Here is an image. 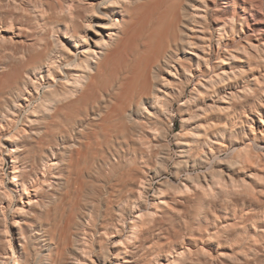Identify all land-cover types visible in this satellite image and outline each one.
<instances>
[{"label": "bare ground", "instance_id": "bare-ground-1", "mask_svg": "<svg viewBox=\"0 0 264 264\" xmlns=\"http://www.w3.org/2000/svg\"><path fill=\"white\" fill-rule=\"evenodd\" d=\"M163 1L0 0V264H214L208 245L240 235L216 208L263 203L255 196L264 190L256 121L264 125V73L245 67L258 64L262 46L242 44L213 68L206 0L186 12L180 4L172 19L159 11ZM164 61L166 74L157 70ZM245 100L254 117L246 111L238 128L231 116ZM175 110L183 119L173 158ZM97 132L106 152L97 145L87 159L83 140ZM157 140L164 151L149 167ZM115 175L124 183L118 199L107 194ZM177 209L185 211L167 246ZM252 228L240 238L260 253L264 226Z\"/></svg>", "mask_w": 264, "mask_h": 264}, {"label": "rangeland", "instance_id": "rangeland-1", "mask_svg": "<svg viewBox=\"0 0 264 264\" xmlns=\"http://www.w3.org/2000/svg\"><path fill=\"white\" fill-rule=\"evenodd\" d=\"M145 2H150V0H144ZM207 2V8L205 7V12H207V24H204L206 26L205 30H207V34H208V48H207V53L210 56V62L211 65L213 66V68H216L217 65L220 63V61L222 60V58L224 56H226L228 51H237L238 48L242 45V44H248L249 42H255V43H259L262 46V56L261 58H259V62L258 64H254L251 65L249 59H247V63L245 64V67L247 69L248 74H252V71L250 70V68H255V71L257 74L259 73H264V0H206ZM193 3H198L197 0H165L163 1V7H160L159 11H166L168 18L172 19V17L174 16V13L176 11V8L178 6L183 5L184 10L186 12V10L188 11ZM235 18V20H234ZM239 19V21H237ZM240 20H242L240 22ZM185 23H188V20H184ZM232 21H235V28L232 31V29L230 28ZM184 23V24H185ZM221 24V25H220ZM197 28H199V30H201L203 27V25L201 24H197ZM228 28V32H224L223 30H221V28L226 27ZM231 32V33H230ZM228 33V34H226ZM230 34V35H229ZM168 68V64H165V61L162 62L158 67L157 70L163 74H166V69ZM252 76V75H251ZM254 78V77H251ZM200 79H204L203 75L198 74L194 80L190 83V84H186V92L182 97V100L180 103L184 102L191 94V91L193 90V88L195 87V83H197ZM253 80V79H251ZM264 84V81L262 82ZM211 102V100H209ZM249 101L252 100H245L244 104L237 109L236 112H234L232 114L231 117L236 118L235 120L238 123V125L236 127L240 128L241 126V119L245 117V112L247 111L250 114V117H254V113L253 109H254V105L252 103H250ZM179 107V103L175 104L174 109H177ZM245 107V108H244ZM231 117H228L227 120L226 118H220V117H216L215 121L218 123H222V122H226V123H230L231 125ZM256 117V115H255ZM257 118V134L258 135H263L264 133H262L261 131L264 130V125L260 126V119ZM182 116L180 113L177 112V110H175L174 116L172 118V120H169L170 124H172V130L169 133V137L167 138L169 141V144L171 146V153L173 155V158H175L176 154H177V150L178 147L175 144V134H177L179 131L182 130ZM168 122V120H166ZM112 125V130L111 132L115 131V128L117 127L116 122H111ZM103 129V128H102ZM99 129V130H102ZM262 129V130H261ZM250 134V136L252 135L250 133V129L247 130ZM89 134V132H87ZM243 136V135H242ZM249 136V137H250ZM88 137V138H87ZM86 138H84L83 142L84 143H89V147L85 148L84 151L87 152V159H89L90 157H92L93 153L95 151H97V147L99 146L104 152H106V145H105V138H103V134L101 132H97L96 134L93 135H88ZM75 141L80 140V136L78 134H76V136L74 137ZM83 139V138H82ZM159 141L157 140L155 142V144H153L152 146V156L151 159H149V167H154L157 162L159 161V158L162 156L163 154V148L161 147V145H159ZM96 145V146H95ZM98 145V146H97ZM115 145L118 146V144L115 142ZM95 146V147H94ZM244 145H242L241 143H235L233 145V149L236 148H242ZM260 147V146H257ZM131 149H137L136 146L134 145H130ZM262 151V154L264 155V142H263V148H260ZM139 154V153H138ZM222 154V155H221ZM228 154H226L225 152H221L220 156L221 159H225L227 157ZM82 165L84 166L85 162L82 161ZM264 162V160H263ZM264 165V163H262ZM173 165H174V159L173 161H171L170 164V169H169V174L168 177L174 179V171H173ZM262 165V167H263ZM262 171H264V167L262 168ZM202 168V169H201ZM202 170V172H205V170H207V166H201L200 168L197 167L193 170V172L198 173ZM5 171H6V178L9 181L10 180V170H9V165L6 164L5 166ZM171 172V173H170ZM91 174H87L86 176H84V178L86 180H90L93 183H95V185L97 184V186H99L101 184L100 181L98 180V177H90ZM186 174L183 173V175L181 176V178H185ZM131 175L127 178L125 177L124 180L128 181V183L132 180L131 179ZM175 180V179H174ZM157 182V181H156ZM154 183V188L152 193L155 192L156 188H157V183ZM78 185V184H76ZM94 185V186H95ZM109 186L108 188V195L111 196L112 199H118L119 196V187L121 185H124L123 180L121 177H118V175H115L112 177L111 181H109V183L107 184ZM88 191V192H87ZM86 194H89L91 191L87 190ZM263 192H259V194H257L258 196H255L260 203H264V190H262ZM122 197H126L127 195H120ZM121 197V198H122ZM228 200V202L231 200H229L228 198H226ZM225 200V201H227ZM260 204L259 206H256L252 203H248V205L250 206H245V207H238V211L235 213L234 211H227V209H223V208H216L217 211V215L219 216L220 219H218V221H225L228 220L231 223V226L234 227V229H236V231L234 230V233L239 232L240 235H236L234 237V239L232 240H225L224 238H222L220 240L221 243H215L213 242V244L211 243V245H208L210 247V250H208V254L215 259L214 264H245L246 260H251V257H254L256 259H252L250 262L251 264H264V247L262 248V250L259 252L258 249L256 250L255 245H253L252 243H249L248 239L244 238L243 240H241L240 237H245L248 233H246V230L254 232V229L252 227H257V228H261V226H264V204ZM177 205V204H176ZM256 206V207H255ZM259 207V208H258ZM178 208V207H177ZM240 208V209H239ZM196 209V208H195ZM176 211V210H175ZM175 211L173 213L170 214V220H169V224L167 223L166 226H168L169 228V233H166V235L168 237H166V239H163V243H165V245H169L170 243H172L174 241L173 238V231L171 230V227L175 226H179L178 225V221L181 218V214H184V209H177L176 213ZM193 211H196L193 209ZM192 211V212H193ZM180 212V213H179ZM182 212V213H181ZM195 213V212H193ZM173 214V215H172ZM178 214V216H177ZM252 215H255L253 218H251ZM247 216H250L251 219H247ZM175 221V223H173ZM171 222V223H170ZM171 224V227H170ZM180 224V223H179ZM246 229V230H245ZM245 232V233H244ZM238 234V233H237ZM245 234V235H244ZM171 236V237H170ZM160 234H156L155 238H159ZM237 238V239H236ZM224 239V241H222ZM246 239V240H245ZM203 241L204 243H207L210 238H199V241ZM238 240V241H237ZM261 240L257 241L260 242ZM241 242V243H240ZM262 242L264 243V238L262 239ZM201 243V242H200ZM202 244V243H201ZM219 244V245H218ZM217 245V246H216ZM260 246V245H259ZM253 249V250H250ZM255 251V252H254ZM241 253V254H240ZM247 253V254H246ZM259 255H258V254ZM246 254V255H245ZM257 254V255H255ZM262 254V256H260ZM228 255V256H227ZM249 255V256H248ZM253 255V256H251ZM199 257H201L202 255H198ZM260 256V257H259ZM262 258V259H261ZM226 260V261H225ZM234 260V261H233ZM254 260V262H253ZM258 260V261H257ZM225 261V262H224ZM231 261H233L231 263ZM220 262V263H219ZM197 264H203L200 261L197 262Z\"/></svg>", "mask_w": 264, "mask_h": 264}]
</instances>
